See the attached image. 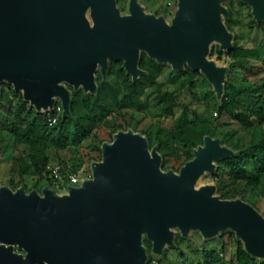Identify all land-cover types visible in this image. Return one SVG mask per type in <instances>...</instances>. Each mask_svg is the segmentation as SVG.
Masks as SVG:
<instances>
[{"label":"water","instance_id":"1","mask_svg":"<svg viewBox=\"0 0 264 264\" xmlns=\"http://www.w3.org/2000/svg\"><path fill=\"white\" fill-rule=\"evenodd\" d=\"M228 0H177L170 21L144 12L134 0L122 15L115 0H0V93L21 92L37 112L57 99L72 116V91L96 94L97 68L122 61L134 79L141 52L175 71H199L220 103L228 65L210 58L212 46L229 51L235 33L225 22ZM264 23V0H239ZM91 8L92 23L86 11ZM91 160L90 176L58 192L0 185V264H147L197 231L211 240L232 231L243 249L264 260V214L241 198H222L216 183L198 185L218 161L239 151L220 136H203L178 171L163 169L158 144L132 128L117 129ZM20 251H17V250Z\"/></svg>","mask_w":264,"mask_h":264},{"label":"trees","instance_id":"2","mask_svg":"<svg viewBox=\"0 0 264 264\" xmlns=\"http://www.w3.org/2000/svg\"><path fill=\"white\" fill-rule=\"evenodd\" d=\"M252 23V29H256L260 34L258 44L249 42L239 45L234 42L233 48L226 52L232 59L233 65L227 73L224 96L221 102L217 101L211 110L215 109L218 112L216 126L210 125L206 120H200L187 121L173 127L152 128V124L145 127L138 126L141 123L139 120L134 130L143 132L149 138L150 146L158 144V150L163 156V169L172 168L178 171L187 160L193 157V148L202 144L205 134L221 137L219 127L226 124L228 120H234L238 126L234 128L229 125L230 129L224 130L222 144L227 145L224 141L235 138L234 146H227L239 151V154L236 157L218 161V168L213 174L214 183L218 186L217 193L222 198H241L250 202L264 214V108H258V105L264 102V74L260 75V72L264 70V23L255 21ZM226 25L228 26L227 22ZM144 60L142 57L140 64ZM236 67L246 68L248 73L240 77L234 72ZM120 70L124 72L122 68ZM146 71L149 79L154 81L156 72L149 68ZM185 72L191 73L192 70L186 68ZM101 84L103 90L108 89V87L105 88V82ZM122 84L125 92L121 97H125L127 89L131 87L124 81ZM102 89H98L95 96L83 95L81 91L72 92V116L59 115L57 122L50 125L47 113L37 112L34 107L27 104L21 92L3 83L0 93V185L6 184L16 189L24 184L29 190L32 186L28 185L27 178L56 185L51 178L42 175L47 164H70L71 170L76 171L83 163L89 165L91 160H100V147L107 139L102 129L103 123H101L105 115H98L103 110ZM114 97H116L115 93L112 94V98ZM108 102L106 105L111 112L117 106L114 99ZM177 105L179 104L176 97L167 91L161 112L172 117ZM76 107L84 108L83 118L88 121L83 124L84 129L78 128L81 116L77 115ZM94 109L100 112H95ZM210 109L211 106L206 105L204 111L209 112ZM193 113L197 115L196 112ZM70 122L74 123L75 128L72 137L67 139V132L71 130ZM117 129L123 128L122 126L113 128L110 134ZM90 134L93 135L92 138L83 147L81 145L83 140ZM245 134L248 135L247 139ZM169 160L172 161L171 166L166 165ZM14 162L18 163L17 176L13 172ZM4 163H12V166L1 174ZM64 181H66L65 176ZM218 239H220V249H204L196 264H264V260L253 258L243 249L242 242L235 238L232 231L224 232ZM230 239L236 242L235 259L227 260L223 252L225 240ZM189 240L190 238L177 234L176 245L172 248L179 250L181 243L189 242ZM145 244L149 247L151 242L145 239ZM154 257L150 255L147 264H153ZM166 257L167 250L164 251L163 256L156 257V264H162Z\"/></svg>","mask_w":264,"mask_h":264},{"label":"rangeland","instance_id":"3","mask_svg":"<svg viewBox=\"0 0 264 264\" xmlns=\"http://www.w3.org/2000/svg\"><path fill=\"white\" fill-rule=\"evenodd\" d=\"M151 4L153 5L154 3ZM225 5L228 10L230 9L231 12L229 18L225 19V22L228 23L227 27L236 35L234 42H237L239 45H245L249 42L251 44H258L260 34L256 29H252V22L254 20L250 12L251 8L247 4H244L239 0L226 1ZM174 10L175 7L173 6L167 10V15L170 16V19L174 14ZM143 58L145 60L141 64V67L145 69L149 68L152 71L156 72V79L153 81L149 79L147 75H142L137 80L134 79L133 86V80L130 78L129 74L123 72V79L121 78L120 81L126 82L127 86L131 87L127 89L128 92L125 97H121L125 92L123 91L125 87L123 86L122 82L118 83V78H116L115 76H112L110 80L105 81V88L108 87V89L106 90H103L101 88L102 84L99 81L98 89L103 90V110L101 112L96 111L97 109L94 110L95 112H100L98 115H105V119H103L101 123H103L102 129L105 131L104 135L107 138V141H110L112 138V134L110 133L113 128L122 126L123 129L132 128L134 130V127L137 125L136 122L139 120H141V123H139L138 126L145 127L149 124H152V128H156L159 126L173 127L184 124L187 121L200 120H206L212 126L217 125L218 120L216 118H218V112L215 109L214 111H211L212 107L217 103V99L212 91L211 84L199 71H192L191 73H188L185 72V69L183 71L178 72L173 70L170 65L160 64L147 55H144ZM210 58L215 59L220 65H228L229 68L231 65H233V61L227 55L226 51L219 50L217 44H214L212 46ZM119 62L120 61H115L113 63L110 68L109 76H111V70H113L115 66L118 67L120 65ZM234 72L237 73V75H239L240 77L242 74L248 73L247 69L243 67H236ZM263 74L264 70L260 72V75ZM167 91L172 93L176 97L177 102L179 104L174 108V113L172 117H168L161 112V106L164 102ZM112 92L115 93L116 97L112 98ZM83 95H86V93H83ZM88 95L95 96L94 94L90 93H88ZM111 99H114L117 107L111 112H109V108L106 104ZM56 103H59L58 99ZM27 104L30 105L28 102ZM206 105L211 106L209 112L204 111ZM119 106H121V108ZM258 106V108H264V102H262ZM193 112H196L197 115H195ZM76 113L78 116H81L78 128L84 129L83 124L88 123V121L83 118L84 108L78 109L76 107ZM60 116H62V113L60 114ZM70 123L71 130L70 132H67V139H70L72 137V133L75 128L74 123ZM229 125H232L234 128H237L238 123L234 120H228L226 124L220 126L219 135L222 134L221 138L224 139L225 133L223 134V132L225 129H230ZM245 132L246 134H248V130H246ZM246 134L245 136L247 139L248 135ZM152 135L154 134L152 133ZM92 136L93 135L90 134L87 139L83 140L81 145L84 147V145L87 144V142L92 138ZM234 141L235 138L230 141L224 142L230 147H232L235 144ZM166 165L171 166L172 161H167ZM11 166L12 163H4L1 168V174H4L5 171H8ZM13 166L14 175L17 176L16 170L18 168V163L14 162ZM81 168L84 172L90 173V168L87 163H83L81 165ZM214 182V175L206 174L200 179L198 185ZM27 183L29 186H32V188H36L40 192L41 188L45 185L46 182H36L35 180H30L29 178H27ZM50 186L52 188H55L60 193L66 191V185H63L62 187L57 185ZM219 236L211 239V241L206 240L205 242L199 232L193 231L188 237L190 238L189 242H182L181 248L179 250L173 249L172 247L166 248L167 257L163 259L162 264H196L197 260L201 258V252L204 249H220L221 244L220 239H218ZM225 242L226 243L223 255L227 260L235 259L236 242L233 239L225 240ZM148 250L149 255L155 256L151 252V245L148 247ZM154 258L155 260L153 261V264H156L157 258L156 256Z\"/></svg>","mask_w":264,"mask_h":264},{"label":"flooded vegetation","instance_id":"4","mask_svg":"<svg viewBox=\"0 0 264 264\" xmlns=\"http://www.w3.org/2000/svg\"><path fill=\"white\" fill-rule=\"evenodd\" d=\"M94 1H97V0H94ZM98 1H99V3L101 2V0H98ZM115 1H116L117 8L119 9V11L122 15L132 14L131 10H132V7L134 8V0H115ZM135 1H137V3L143 7L144 12L149 13V14H154L155 16H164V18L167 21H170V16L167 15V10L172 6L176 8V5H177V0H135ZM149 2H150V5H149ZM151 3H154V4L152 5ZM90 12H91V8L88 7V9L86 11V17H87V20L91 24L92 23V17H91ZM144 55H146V54L144 52H141L139 67L146 71V69L141 67V64H140L141 59ZM114 62H115L114 60L109 61V66H108V69H107L105 76H103L100 69L97 68L96 73H95V78H96L98 88H99V81L101 83H103L107 80H110L112 76H115L116 78H118V83L122 82V81H120V79L122 78V71L120 69L122 68L123 71L126 73L125 69L122 66V61L119 62L120 65L118 67L115 66L113 68V70H111L112 73H111V76H109L110 68ZM143 75H147V73H145ZM129 76L133 80V86H134V78L131 75H129ZM78 91L83 92L82 89H80ZM72 92H74V91H72ZM17 251H20V250H17Z\"/></svg>","mask_w":264,"mask_h":264},{"label":"built area","instance_id":"5","mask_svg":"<svg viewBox=\"0 0 264 264\" xmlns=\"http://www.w3.org/2000/svg\"><path fill=\"white\" fill-rule=\"evenodd\" d=\"M61 113H62V107L60 103H56L54 109L47 113L49 124L50 125L55 124ZM42 175L51 178L53 181H55V184L57 186L60 185L67 186V184L79 185L80 182L82 181V176L83 175L90 176V173L84 172L81 167L76 171H72L70 164L62 165L59 163H49L45 166ZM64 176L66 177V181H64Z\"/></svg>","mask_w":264,"mask_h":264}]
</instances>
